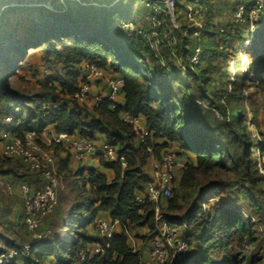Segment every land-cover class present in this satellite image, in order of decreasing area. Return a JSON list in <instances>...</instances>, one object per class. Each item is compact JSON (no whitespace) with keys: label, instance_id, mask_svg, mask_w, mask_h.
<instances>
[{"label":"trees","instance_id":"16d2710c","mask_svg":"<svg viewBox=\"0 0 264 264\" xmlns=\"http://www.w3.org/2000/svg\"><path fill=\"white\" fill-rule=\"evenodd\" d=\"M83 1L84 5L75 4L66 10H61L60 2L51 1L52 11L21 2L9 11L11 18L5 26L0 20V37L9 41L12 48L8 61H0V102L13 97V88L6 81L10 75L16 74L18 65L20 67L21 60L27 55L26 48L33 49L30 56L42 52V60L52 72L36 99L27 98L13 104L8 101L4 119L12 114L14 120L11 124L6 121L0 124V129L19 138L32 131L42 135L52 127L57 132L92 141L102 138L126 158L128 165L124 168L120 162L100 156L102 167L115 175L109 180L97 170L72 166V152L65 145H55L58 172L76 181L79 192L77 204L66 210H63L61 193L59 203L46 217L47 224L44 223L43 229L47 231L50 226L58 224L59 228L68 227L74 238L69 240L62 233H56L53 239L41 240L28 256L21 254L9 264H49V259L55 264H140L142 254L129 243V231L147 228V235L155 237L158 234L157 204L149 199L140 204L135 199L136 194L151 180L146 172L149 161L152 158L160 161L171 150L186 159L179 179L175 178L172 196L159 204L163 214L187 208L182 218L187 223L185 239L191 251L184 264H264V256L249 252L258 241L257 225L250 218L240 211L217 205L216 218L219 220L214 221L215 215L210 209L195 205L187 197L200 175H207L215 169L242 173L250 191L262 178L258 174L257 159H264V142L254 144L248 132L242 96L225 88L211 96L201 94L199 99H193L189 94L195 87L188 79L193 78L195 82L200 79L199 73L204 70L199 69L213 52L208 41L214 35L218 37L222 54L227 55L228 51L231 57L239 55L230 41L227 44L230 34L225 29L215 33L207 24L212 20L211 9L217 0H175L176 14L182 13L186 7L184 3L190 2L200 6L205 17L206 26L200 31L199 38L204 53L195 68L190 67L187 59L192 48L179 51L183 54L184 64L177 66L169 46L164 45L157 51L146 36L121 28L123 20H135L123 16L119 5L101 7L95 0ZM148 3L154 2L149 0ZM255 3L253 6L247 3L244 12H250ZM37 13L48 17L47 20L36 23L31 16ZM158 17L164 21L166 15ZM164 27L157 28L158 32L163 33ZM194 29L198 30L191 28L185 43L196 41L191 37ZM251 42L240 52L248 56L250 73L255 74L253 83L264 93V9L256 21ZM44 43L47 46L41 47ZM18 57L21 60L12 63ZM87 63H94L103 70L110 69L124 80L121 87L124 104L118 103L113 109L107 98L91 106L77 101L75 94L86 79L82 66ZM183 73L188 79L182 78ZM240 80L243 81L240 85L246 83V78ZM214 101L220 103V117L215 114L217 106H213ZM124 113L145 118L148 134L143 139L138 138L132 125L122 119ZM254 147H259L258 154H254ZM59 152L65 156H60ZM30 170V175H16V182L19 187L27 184L32 191H37L44 186L45 180L41 171ZM12 172V168L0 169V177ZM256 199L252 197L253 205L257 207ZM22 200L23 214L19 221L8 218L9 207L0 211V225L10 228V232L0 230V255L37 242L25 224L23 197ZM102 213L126 226L125 230L109 240L94 233L95 220ZM107 245L109 248L105 254L96 253L97 247ZM83 250L87 251L84 262L80 256Z\"/></svg>","mask_w":264,"mask_h":264},{"label":"rangeland","instance_id":"374dc122","mask_svg":"<svg viewBox=\"0 0 264 264\" xmlns=\"http://www.w3.org/2000/svg\"><path fill=\"white\" fill-rule=\"evenodd\" d=\"M51 1L60 2L61 6L63 7L61 10H66L70 6H75V4H79V6L85 4L83 0H0V20L3 21L5 26L8 19L11 18V14H8L9 11H12L13 8L21 2V4H26L27 6H41L49 11H52L51 7L49 6ZM148 1L149 0H95V3L98 4L99 2L101 7L119 5L123 16H130L135 20L134 22L139 32H143L144 36L150 34L158 40L161 45L159 44L157 48L155 47L157 51H160L159 49L164 47V45L169 46L171 50V56H173L174 62L176 63L175 65L181 66L184 64V57L182 53H179V51H181L183 48L191 46L194 42L185 43L184 40H182L181 34L186 28L184 26L198 28V30L194 29V31H198L200 33V31L206 26L204 14H202V16L198 18V21L195 23L187 19L184 14L185 10L179 14H176L175 10L172 13H166V10H164L166 7L160 3V0H154V4L150 5ZM263 1L264 0H217L216 4L213 5L214 7L211 9L213 10L212 20L207 21V24L212 26V29L215 33L222 28L225 29L227 33L230 34V36L227 37V44H229L228 41H230L234 50L236 49V52H238L239 55L236 57H231L228 51L226 53L227 55L222 54V50L220 49V46H218L217 42L218 37L217 35H214V37L208 41V46L209 48L213 49V52H211V55H208L209 59L206 60L199 69V71L204 70V72L199 73V76H201L200 79L195 82L193 78L188 79L186 74H182V78L188 79L189 82H191L195 87L189 91V94L191 97H193V99H199L201 94H207L208 96H211L214 92H219L220 88L228 89L229 92L235 91L236 94L241 95L243 98L242 104L245 108V121L248 126V132L251 135L254 144L256 145L263 144L264 142V93H262L254 85L253 82L255 74L250 73V63L248 56L242 51L240 52V50L252 43L251 41L256 29V21L259 20L261 11L264 9ZM68 2H70V4ZM249 2L252 6L256 2L255 6L252 7L253 9L250 12L243 13L242 8L245 7V5ZM184 5L187 6L188 4L184 3ZM154 11H165L166 13L165 20L161 21V24L165 25L163 33H156V35L153 34V31L156 28H159V26L153 24L155 20L152 17ZM31 17L36 23L43 22L48 18L40 16L39 13L34 14ZM120 21H122V19ZM87 32L89 33V31ZM46 46V43L41 45V47ZM221 47H223V42H221ZM1 49L2 51L0 53V61L6 62L11 56L12 48L9 45V41H5V39L2 40L0 37V50ZM32 50L33 49L30 47L26 48L25 51L27 55L23 58V60L18 57L12 62L17 64L19 59L21 60L20 67L18 65L16 69V74L10 75L6 81V84L10 86V88H13L14 93L12 96L14 98L12 97L10 100L4 99L0 102L1 125H3L5 122L4 118L6 115L4 112L6 110L8 101H10L9 103L13 104L15 102L17 103L23 100L25 101L27 98L36 99L38 94L42 91V86H44L47 82L49 74L52 73L42 60L43 53L40 52L36 55L30 56L29 54ZM203 53L204 52H202V54ZM188 58L189 57H187V59ZM162 63L165 64L164 59L162 60ZM241 78H246V83L244 85H240L243 84V81L240 80ZM93 99L94 97L91 91L88 101L91 102ZM214 102L215 104L213 106H217L215 107L217 109H214L215 114L216 116L220 117L221 114L220 110L218 109L220 103H217V101ZM210 107L212 108V106ZM11 139V135H5V131L0 129V169L8 170L12 168L14 171L11 175L1 176L0 180L9 179L12 180L13 184L15 182L14 192L12 193L8 192L3 186L0 185V211H4L6 207H9L10 212L8 218L14 221L15 217H17L18 219L15 221L17 222L23 214V200L20 197L19 186L16 182V175H30L31 170L21 159L7 157L4 155L6 144ZM254 149V154H258L260 152L259 147H254ZM49 150L54 156L57 166L58 156H56L54 148L50 147ZM177 157L179 159V156ZM73 160L76 164L78 163L74 157ZM257 162L258 174L262 176V178L256 184V187H254V190L250 191L248 189V184L243 180L242 173H238L233 170L215 169L207 175H200L194 190L190 192L191 198H189V193L187 197L188 200L193 202L195 205L200 206L205 210L210 209L211 213L215 215L214 221L219 220L216 218L217 205L244 213L247 218H250L252 223L254 222V224L257 225L258 228V234L256 235L258 241L254 245V248L252 247L253 249L251 248L249 252L259 256H264V159H257ZM180 173L181 169L179 171L176 170L177 180L179 179ZM59 174L61 176V185L63 188H60L58 193L60 196L63 192L62 204L63 210H66L67 208L73 207L77 204L76 199L78 197L79 189L76 187V181H73L71 178H65L64 175H61V173ZM177 183L178 181L175 185H177ZM248 191H250V193H248ZM252 197L257 198V207L253 205ZM186 209L187 208L185 207L181 211L164 214L179 225V233L184 239L185 236H187L185 230L187 223L182 218V214ZM50 218L47 219V221H49ZM44 223L45 220L37 231L33 233L31 232L32 237L34 233H40L45 234L46 239H53L56 233L60 232L66 239L70 240L74 238L72 234H70L68 227L59 228L58 224V226L54 224V226H50L51 228L49 227V229L46 231L43 228H45L44 226H46L45 224L47 223ZM8 227V225L2 224L0 225V230L10 232V228ZM139 230L141 229H136L135 234L132 230H130L129 234L130 236L134 237V239H136L134 244L135 248L139 249L137 240H140L147 245L149 254V252L153 250L156 238L159 236V230L157 229L158 234H156L155 237L144 235L145 233ZM93 231L95 233V229H93ZM165 243L167 245V242ZM190 251L191 249H189L187 256L189 255ZM187 256L182 260L181 263L179 260H176V264H184Z\"/></svg>","mask_w":264,"mask_h":264},{"label":"built area","instance_id":"2783aa9c","mask_svg":"<svg viewBox=\"0 0 264 264\" xmlns=\"http://www.w3.org/2000/svg\"><path fill=\"white\" fill-rule=\"evenodd\" d=\"M155 2L154 0H150ZM159 1V0H158ZM163 4L166 13H172L177 5L175 0H160ZM154 4V3H153ZM191 6L185 7V16L191 22H197L203 14L202 8L193 3L187 2ZM150 5V3H149ZM245 7L242 8L244 13ZM255 11V10H254ZM257 11V10H256ZM165 11H154L153 19L154 25L159 27L162 25L159 15H166ZM175 13V12H174ZM256 13V12H255ZM157 16V17H156ZM121 28L128 31H135L142 35L136 28L134 21L124 20L121 22ZM191 27H186L182 35V40L188 37ZM159 33L157 28L153 31L156 35ZM146 37L152 42V46L157 48L159 46L158 40L150 34ZM196 41L186 49L192 48V51L187 57L190 61V67L195 68L202 58V48L199 44L200 33L194 32L193 36ZM155 48V49H156ZM157 50V49H156ZM85 81L82 82L75 94L77 101L80 104L88 103L89 95L91 94V82L93 80L102 79L105 75V70L99 68L94 63L84 64ZM51 75V74H49ZM124 80L121 77L112 78L109 81L110 92L107 96L112 102V108L115 109L118 105L117 97L121 91ZM103 97H96L95 103L102 101ZM94 100V99H93ZM46 110V106L44 107ZM19 108L16 109L18 113ZM122 119L132 125L138 138L143 139L148 134V126L142 116H132L128 113L122 114ZM14 120L12 114L8 115L5 121L11 124ZM5 135H11L5 132ZM12 136V139L6 144L4 155L7 157H15L21 159L30 169L34 171H41L45 180V184L37 191H32L30 186L23 184L20 186L22 196L25 200L24 221L32 233L37 231L43 224L46 217L53 212L59 203V189L62 188L61 176L57 170L56 160L52 155L49 148L55 145H65L73 154V157L79 163H83L90 156H104L110 161L120 162L125 168L128 163L124 156H120L116 148L108 141L97 145L96 141L87 139L86 137L71 135L65 132H57L56 130H48L42 135L37 132H28L24 138ZM178 167V157L175 151L171 150L164 154L163 158L154 164L153 172L150 175L151 180L145 185L144 189L136 194V201L144 204L148 199L154 201L156 206V220L158 222L157 229L159 236L154 242V247L147 256H142L140 264H176V260L181 263L187 256L190 246L188 242L181 236L179 225L176 224L170 217L165 216L159 202L163 199H168L172 196L176 170ZM0 185L3 186L8 192H14V184L10 180L1 179ZM126 226H123L119 221H113L111 218L102 213L95 220V232L109 240L114 234L122 233ZM33 237L37 240L34 244H26L22 250L13 249L4 252L0 255V264H9L17 260L21 254L28 256L36 249L39 242L46 238L45 234L34 233ZM167 242V245L166 243ZM109 246L97 247L96 253L105 254ZM87 251L83 250L80 253L81 261L86 260Z\"/></svg>","mask_w":264,"mask_h":264},{"label":"crops","instance_id":"0c3cea01","mask_svg":"<svg viewBox=\"0 0 264 264\" xmlns=\"http://www.w3.org/2000/svg\"><path fill=\"white\" fill-rule=\"evenodd\" d=\"M118 76L113 73L110 69L105 70V75L102 79H98V80H94L91 82V91L94 97V100H92L91 102H88V106H91L95 103V98L96 97H103V98H107V96L109 95L110 92V87H109V81L112 78H117ZM117 102L120 104H124L125 102V97H124V93L122 92V90L120 91L118 97H117ZM144 121L146 122L145 118ZM51 130H56L54 127L51 128ZM105 139L99 138L98 140H96V144L97 145H101L103 142H105ZM59 155L64 157L65 154L63 152H59ZM191 158V156H190ZM186 157H179L178 159V167L177 169L180 170L184 167V161H185ZM157 162V159L152 158L148 165L146 166V172L148 174H152L153 172V166L154 164ZM81 168H86V169H94L97 170L98 173L100 174H105L107 175V177L109 178V180H113L115 178V175L112 171L105 169L104 167H102L101 165V161L100 158L97 156H90L86 161H84L83 163H77ZM77 164L74 162L72 163V166L77 167ZM63 188V187H62ZM19 193H20V197L22 198V192L21 189L19 187ZM16 219H18L17 217H15L14 221H16ZM136 229H141L139 231L145 233L144 235H147L149 230L147 228H135ZM135 230H132L134 232V234L136 233ZM140 235V234H138ZM133 241V242H132ZM136 239H134V237L130 236L129 239V243L131 244V246L133 248H135L134 244H135ZM133 243V244H132ZM138 243V247L139 249H136L137 251H139L142 256L147 255L148 254V248L147 245L145 243H143L140 240H137ZM49 264H54V262L49 259Z\"/></svg>","mask_w":264,"mask_h":264}]
</instances>
